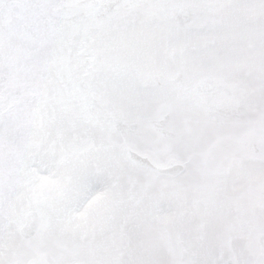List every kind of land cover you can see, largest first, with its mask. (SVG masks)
Instances as JSON below:
<instances>
[{"label": "snow or ice", "instance_id": "snow-or-ice-1", "mask_svg": "<svg viewBox=\"0 0 264 264\" xmlns=\"http://www.w3.org/2000/svg\"><path fill=\"white\" fill-rule=\"evenodd\" d=\"M0 264H264V0H0Z\"/></svg>", "mask_w": 264, "mask_h": 264}]
</instances>
